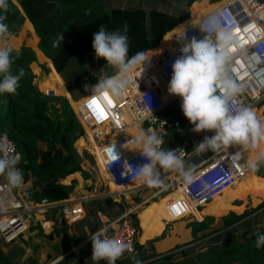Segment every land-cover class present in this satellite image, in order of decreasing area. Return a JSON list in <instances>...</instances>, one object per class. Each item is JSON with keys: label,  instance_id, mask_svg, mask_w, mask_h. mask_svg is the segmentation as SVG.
Segmentation results:
<instances>
[{"label": "trees", "instance_id": "16d2710c", "mask_svg": "<svg viewBox=\"0 0 264 264\" xmlns=\"http://www.w3.org/2000/svg\"><path fill=\"white\" fill-rule=\"evenodd\" d=\"M88 1L80 2L75 9L67 11L59 8L53 2L46 4L44 0H30L24 6L29 20L41 39L40 50L52 60L53 76L57 75L56 73L61 76L75 101L84 95V92L78 90L80 81L91 75L84 71L77 72L76 69L66 74V70L76 57L95 53L92 47L93 33L97 32L101 25L105 26L108 31L116 29L123 31L124 25L128 26V55L130 58L140 51L146 54L150 51L158 53L166 42L169 47V42L173 41L169 40L171 34L177 35L181 31L182 23L189 19V14L178 17L159 10L116 9L110 12H101V7L96 4L95 0ZM7 2V10L0 8V22L8 26L9 33H16L22 26L24 17L10 1L7 0ZM193 2L189 1L188 7H191ZM97 11L99 14L95 13ZM174 32L176 33L174 34ZM62 36L63 40L60 39ZM56 41H59L58 44H54ZM23 53L25 55L21 59L17 58L15 53H12L11 56L13 58L11 74L19 75L21 70L24 72L23 77L19 80V87L15 93H0V135L7 134L22 153L19 166L22 169L25 182L29 183V187L23 191L25 199L33 204H40L43 200L54 203L62 202L71 198L77 185L76 181L71 186H66L63 182L82 171V158L76 152L75 143L86 137V133L66 98L43 95L37 90L34 85L36 77L33 76L29 68L36 58L30 50H24ZM101 60L107 63L104 58ZM105 67L112 69L110 66ZM140 67L141 65L136 68ZM42 88L45 94H49L45 87ZM54 105L61 107L63 119H58L55 111L50 113ZM74 108L76 110L78 106L75 104ZM109 138L107 134L105 140ZM43 145L46 147L45 149H43ZM237 152L232 159L240 166H242L241 162L253 158L256 154L252 150H246L243 146ZM85 156L93 162L90 154L85 152ZM98 165L105 179L110 180L103 167V160ZM262 174L259 172V176ZM244 175L247 194L252 193L256 198L264 199V178L255 176L252 169H249V173L245 172ZM232 187L236 189V183ZM239 197L238 193L228 190L214 197L213 208L216 209L217 214H221L222 206L225 203ZM181 198L182 194L180 193L173 201ZM171 203L164 208L167 223L180 219L174 218L169 213L168 207ZM157 204L159 202L155 207ZM262 209H264V203L260 208L243 216L230 214L222 220L221 225L217 228L212 227L214 222L212 217H208L203 222L196 221L190 224L192 244L197 245L195 248L186 249L187 246L192 245L186 244L177 246L166 254H158L153 249L152 253H149L142 247L137 248L136 246V255L126 252L116 261V264H136V260H139L141 264H230V259L236 264H264V247L257 248L256 246L257 236L264 234V230H259L261 232H257L249 238L243 235L249 228L250 222H256L263 216L262 213L258 214ZM209 210L198 213L195 217L208 215ZM61 216L62 213L58 209L53 213V216L47 217V221L54 222L59 227L57 229L59 232L68 235L67 227L62 228ZM140 226L142 229L140 241L142 242L144 238L147 240V236L152 232L149 234L146 232L148 222L140 223ZM165 226L162 227L165 228ZM153 230L156 233L160 232L156 228ZM223 231L225 233L217 235ZM240 233L242 235H239V240L235 241L234 237ZM49 237L52 238V236ZM82 238L75 234L70 238L72 243L66 242L64 247L71 250L80 244ZM221 240L226 242L221 248L210 245L212 242H221ZM5 244L0 240V264H17L14 254L4 252ZM88 246L92 248V242ZM205 247H209V251L204 255L198 254L197 259L199 260L189 257L193 251ZM181 256L184 258L183 260H179ZM101 262L107 264L104 260Z\"/></svg>", "mask_w": 264, "mask_h": 264}, {"label": "built area", "instance_id": "2783aa9c", "mask_svg": "<svg viewBox=\"0 0 264 264\" xmlns=\"http://www.w3.org/2000/svg\"><path fill=\"white\" fill-rule=\"evenodd\" d=\"M216 10L227 11L232 20V29L239 40L233 59L236 68L234 75L237 82L244 87L235 98L232 111H236L240 105L252 109L264 107V0H229ZM209 14L180 32L175 38V50L165 51L155 67L151 61L141 69H134L131 83L121 97L114 98L110 95L103 98L96 97L97 104H93L92 93L76 101L77 120L83 127L89 143L94 147L96 157L102 158L105 172L123 195L149 187L142 183L139 187L129 188L140 181L132 179L131 174H125V161L134 168L147 163L135 143V137L140 131L151 128L163 139L164 143L161 146L163 149L177 150V155L183 154L186 168H192L191 180L186 181L177 171L159 169L158 166L159 185L164 180H168V183L157 188L150 197L152 201L171 191L174 180L177 179L181 185L182 198L173 201L168 209L174 218L181 217L180 219L189 214L191 206L199 209L210 203L215 196L232 187L246 171L245 167L238 165L229 154L223 156L235 145L225 146L215 152L198 153L195 146L205 136L214 133L194 132L192 129L195 126L185 116L184 119L172 117L174 108L181 107L182 103L181 97L172 95L168 91L173 74L172 65L181 55L180 49L183 43L193 37L197 39L204 37L205 34L201 32L200 26ZM47 96L56 95L47 94ZM107 134L110 138L105 140ZM173 134L179 135L181 142L167 147L168 140ZM9 140L12 141L16 152L22 155L17 144L12 139ZM109 149L113 150L112 155L116 152L119 156L116 161L111 159ZM19 164L17 167L20 168ZM157 186L152 187L156 189ZM57 208H61L70 224L82 218V214L77 215L82 209L73 208L68 203H54L48 200H43L40 204L28 202L22 187L10 189L5 176L0 175V240L4 243L12 244L29 233L35 214H50ZM131 214V211H127L115 219L99 218L102 227L115 223V227L109 228L108 235L129 242L132 245L130 251H126L129 254L134 253L137 235V229L128 221ZM52 226L49 221L41 223L42 229ZM87 243H91L90 238Z\"/></svg>", "mask_w": 264, "mask_h": 264}, {"label": "clouds", "instance_id": "9594fccd", "mask_svg": "<svg viewBox=\"0 0 264 264\" xmlns=\"http://www.w3.org/2000/svg\"><path fill=\"white\" fill-rule=\"evenodd\" d=\"M0 8L7 10V0H0ZM200 30L205 34L202 39L193 37L183 43L181 55L172 65L173 74L168 91L182 98L181 109L195 126L192 129L194 132L214 133L205 136L195 146L198 153L241 145L256 153L248 160L247 167L258 170L264 164V148L260 147L264 144V122L249 106L240 105L236 111H232V104L244 87L234 75L236 68L233 59L239 40L232 29V20L227 11L216 10L205 18ZM10 37L8 26L0 22V93H15L24 75L23 70L19 75L11 74V53L14 47ZM92 47L96 57L104 58L107 65L116 69V72L113 75H101L96 85L90 88L86 86V89L92 90L93 100L109 95L121 97L131 83L134 69L147 59L146 53L140 51L129 58L126 24L123 31H108L101 25L93 33ZM135 143L147 163L134 168L125 161V174H131L132 179L149 187L157 186L160 184L159 166V169L177 171L186 181L191 180L192 168H186L183 154L177 155V150L163 149V139L151 128L140 131L135 137ZM112 151L109 149L111 159L116 161L119 156L116 152L112 155ZM21 159L22 155L16 152L7 134L0 135V175L5 176L10 189L20 188L24 184L22 169L17 167ZM110 227H115V223L101 227L90 235L93 261L106 260L108 264H116L126 251H130L132 245L129 242L108 235ZM256 246L264 247V234L257 236ZM136 264L141 262L136 260Z\"/></svg>", "mask_w": 264, "mask_h": 264}, {"label": "rangeland", "instance_id": "374dc122", "mask_svg": "<svg viewBox=\"0 0 264 264\" xmlns=\"http://www.w3.org/2000/svg\"><path fill=\"white\" fill-rule=\"evenodd\" d=\"M188 2H189V0H176V1L146 0L144 2V4L140 3L139 5L143 4V5H146L147 7L151 6L156 10L167 11L169 13H172V15H179L182 13L183 7H185V5L188 4ZM120 3H121V0H106L105 2H102L103 5L100 6L101 12H110L112 7L121 8L122 6ZM196 4L197 3H195L193 5V7H192L193 9L195 8ZM201 8H203V9L201 10V14L199 16V19H201L204 15H206L211 10L216 9V5L215 6H209V7L208 6L205 7L204 5H202ZM126 9L131 10L130 8H126ZM95 13L99 14V11H97ZM24 21H25V19H24ZM187 22H188V20H187ZM35 33H36V31H33V28L31 29L30 25L27 23L25 24V22H23L22 26L19 28V30L16 33H10L11 34L10 39H11V42H12L13 47H14V51L12 53H15L17 58L21 59L22 56L25 55L23 53V51L24 50H30L36 58V60L30 64L29 68H30V71L32 72L33 76L36 77L34 79V85L36 86L37 90L39 92H41L42 94H45L44 90L42 88V87H45L47 90L46 92H48L49 94L53 93L56 95V97L66 98L68 100L76 118H77L78 109L75 110V108H74V106L77 102L71 96L69 97V94L67 93V90H66V86H65L61 76L56 72L55 73L57 75L53 76L54 66L52 65L51 61H48L47 59H45L46 56L44 57L42 54L39 53V49H40L39 45H40L41 39L39 38L38 35H36L37 33L36 34ZM175 33L176 32H174V34ZM171 37H172V34H171ZM167 47L168 46H167V42H166L164 44V46H162L160 51H158V53L151 52V51L149 53H147L146 54L147 59L141 64V67L139 69L143 68L147 62H151V61L153 62V67H155V65L158 63V60L162 56V54L165 51L170 50ZM12 53H11V56H12ZM94 56H93V54H91V55L86 54L83 56L76 57L75 59H73L71 61L69 67L66 70V74H68L70 71L76 69L77 72H83L84 71V72H87L91 75V76L85 78L84 80L80 81V84H83V85L85 84L84 86L82 85L80 87L85 88L84 94H86V96L93 93L91 89L87 90L86 86H89V88H90L91 86L96 85L98 83L99 77L103 74L113 75L116 72V69H114V68H112L110 70L109 68L105 67L108 65L103 60H101V58H97L96 55H94ZM49 67L51 68V73H49ZM101 69H102V71H101ZM135 69H137V68H135ZM45 95H47V94H45ZM76 105L78 106V104H76ZM54 106L56 107V108L54 107V110L62 112V110L60 109L61 107L59 105H54ZM254 109L257 111H261L262 116L264 117L263 106H261L259 108H254ZM173 112H178L180 114V116L179 117L177 116V117L180 119H184V114H183V111H182L180 106L176 110L174 108ZM178 113H176V114H178ZM187 124H189V123H187ZM42 147H43V149L46 148L44 145ZM240 147H241V145H235V146L231 147L230 149H228L226 151V153L223 154V156L225 154H229L231 157H233V155L238 153L237 150ZM261 147L264 148L263 145ZM75 149H76V152L79 154V156L82 158V162H81L82 171L78 172V173H81L83 181L81 179H78V180H80V182L78 180H76L77 185H79L81 183V185L83 187H85L87 191H89V193H85L87 199L90 200V198H92L96 201H94V203H89V202L86 203L87 206H85V209H87L86 211L89 210L88 219L86 217V219H84L82 221H79V222L74 223V224H70L69 222H67V218L63 215L62 218H65L66 223L69 225V227L66 228V230L68 231V234H72V235L77 234V235L83 237L84 233H85L86 237L90 236L93 232H95L97 229L102 227V224L99 221L100 219H98V218L106 217V218L115 219V218L122 216L126 212L125 210L131 211L132 214H131V217L128 218V221L131 223L132 226H134L137 229L135 246L133 249V251H134L133 254H135V255L137 253V251H135L136 246H137V248L142 247V249H144L145 251H147L149 253H152V249H154L156 246H158L159 248L162 249L159 254H166V253L170 252L171 250L175 249L177 246L192 244V235H190V232H192V231L189 228L190 224H192L196 221L197 222H203L208 217H212L214 220L212 227L217 228L221 225L220 223L222 222V220L224 218L228 217L230 214L243 216L248 212H251L255 209L260 208L262 206V204L264 203L263 198L258 199L255 197L254 194L252 195V193H248L249 194L248 195L247 192L245 191V189H242V192H240V191L237 192L233 189L226 188V190H224L221 194H223L229 190L231 192L238 193V196H240V197L231 200L229 203H225V205L222 206L223 210H222L221 214H217L216 209L213 208L212 201L214 199L210 203L204 205L203 207H201L199 209H197L195 206H191L189 208V213H190L189 215H187L184 218L179 219L177 221H171L169 223L166 222V226H165L164 230L162 231V233L161 232L159 234L158 233H151L147 240L144 238V240L141 242L140 238L142 236V229L140 226V220L138 219V215L144 209L143 205L146 202L150 203L149 205H151L152 203H158L162 198L169 195L172 192V190L166 194H162L159 198H156L152 201L150 200L149 196L152 193H154L157 190V188H160L162 186V184L158 185L156 187V189L153 187H147V188L142 189L138 192L132 193L131 198L128 197V199H127V193H125L126 194L125 198L127 201L126 202L127 205L125 207L126 209L124 210L125 212L121 211V210L118 211L117 206L112 205V207H109L106 204V202L109 199H112L113 203H115L116 199L120 200L119 198H117V194H122V193L119 191H116L115 188L111 185L112 183L110 181H107L105 179V177L103 176L101 169L98 165V163H101L102 158L96 157L94 147L91 146L87 137H83V138L79 139L75 143ZM85 152L90 154V156L93 158V162H92V160L88 159L85 156ZM217 160H215V161H217ZM247 162H248V160L247 161L244 160L243 162H241V165L245 167V169H246L245 172L249 173V170H248L249 168L247 167ZM260 166H259L258 170L263 173L264 168L261 167L262 168L261 169ZM258 170H254L255 176H259ZM75 176L76 175H74V177ZM244 178H245V175H243L240 178V180L242 179V181L244 182ZM72 179H73L72 177H69L68 181L66 179L67 183H69ZM73 182H75V181H73ZM138 184H142V182L136 183L135 185H133L129 188H132V187L136 188L137 186H140ZM243 186H244V184H243ZM22 191H24V186H22ZM248 196H251V197L248 199ZM86 197L83 196L82 193L81 194L78 193L76 195V197H74V198H75V200L80 201L81 199H84ZM123 200H124V198H122V201ZM163 205H164V203H162L161 205H159L158 208L155 209V210H158V212H161L160 217L163 216V213L161 211ZM92 206H93V208H92ZM136 206L137 207L139 206L140 208L136 210ZM94 207H95V210H93ZM209 209H211V210H209ZM91 210H93L94 212L90 213ZM205 210L210 211L208 215H204L201 217H195L198 213H202ZM263 211H264V209L260 210L258 212V214L263 213ZM107 214H110V215H107ZM134 215H136L137 218L136 217L133 218ZM157 217H159L158 214H157ZM43 218L44 217H42L41 219H39V218L35 219V221L33 222V225L30 229V233L33 236L27 237L26 240L22 239L18 242V244L15 245V246L20 245L22 248L28 249L29 252L31 253V254H28L29 256H31L30 258H36L37 259V256H39V258H41L40 255L41 254L46 255L47 254L46 252H52L53 254H57V252H59L60 249H64L62 242H66L67 238H68L65 236V234L60 233L59 230H57L56 227H54V225L51 228H45V229H42L43 231H41L40 230L42 228L41 223L44 221ZM262 218H264V216L260 217V219H262ZM86 220H87V223H86ZM86 225L88 227H90L89 231L86 230V228H85ZM32 228H35L37 230H34ZM62 228H65V226L62 225ZM255 228H257V229L255 230ZM259 230L263 231L264 225L258 226V223L256 221V222L250 223V226L245 231V233H243L244 231H241V232L243 233V235H245L247 238H249V237L253 236L254 234H256L257 232H261ZM86 232L89 234H87ZM140 232H141V234H140ZM223 233H225V231L220 232L217 235H220ZM242 233L235 236L234 240L238 241L239 240L238 237H239V235H242ZM49 236H53V239H51ZM222 242H223V240H221V242L215 241V242H212L210 245H215V246L221 248L226 243V242H223V243ZM196 246H197L196 244H192V245L187 246L186 249L195 248ZM5 249H6V247H5ZM84 249L86 250V248H84ZM6 250L4 252H6ZM41 250H43L44 252L40 253ZM208 251H209V247H207V248L205 247L203 249H198V250L193 251V254H191L189 257L190 258H196V260H199V259H197L198 254L204 255ZM83 255L84 254L82 253L81 255H79L80 257H78L80 260L79 264H89L87 261L82 260ZM183 259L184 258L182 256L179 257V260H183ZM200 259H201V257H200ZM76 260H78V259L77 258L74 259V261H76ZM74 261H73V264H74ZM229 263L230 264H236V263L232 262V259L229 260ZM75 264H78V263H75Z\"/></svg>", "mask_w": 264, "mask_h": 264}, {"label": "crops", "instance_id": "0c3cea01", "mask_svg": "<svg viewBox=\"0 0 264 264\" xmlns=\"http://www.w3.org/2000/svg\"><path fill=\"white\" fill-rule=\"evenodd\" d=\"M8 1H10L18 10H19V12L21 13V15L24 17V19H25V24L27 23V24H29L30 25V27H31V29L33 28V31H35V28H34V26H33V24L31 23V21L29 20V18H28V16H27V14H26V11H25V7L24 6H26V2H29L30 0H8ZM87 2L88 0H44V2L46 3V4H48V3H56L57 5H58V7L59 8H62V9H64L65 11H67L68 9H75L77 6H78V4L81 2V3H83V2ZM96 1V4H98V5H100V6H102L103 4H102V2H105L106 0H95ZM146 0H121V8H117V7H112L111 8V11L112 10H116V9H123V10H128V9H126V8H130L131 10H137V9H144V10H146V11H151V10H156V9H154L153 7H151V6H146V5H143L144 4V2H145ZM167 1H176V0H167ZM189 1H191V0H189ZM192 1H194L193 2V4H192V6L191 7H188V4L187 5H185V7H183V10H182V13L181 14H179V15H174V16H183V15H185V14H189V19H188V22L187 21H185L184 23H182V27H181V31L180 32H182L183 30H185V29H187V28H189V27H191V26H193L195 23H197V21H199L200 19H194V18H192V7H193V5L195 4V3H197L196 5H195V8H196V10H197V12L198 13H200L201 12V10L203 9V8H197V5L198 4H200V3H203V5L205 6V7H209V6H215L216 5V9H218V8H221V7H223L229 0H192ZM89 2V1H88ZM207 2V3H206ZM140 3H143V4H141V5H139ZM28 5L30 6V3H28ZM130 6V7H129ZM216 9H213V10H211L210 12H213V11H215ZM159 11H161V10H159ZM162 12H165V13H168V14H170V15H172V13H169V12H167V11H162ZM210 12H208L207 14H209ZM206 14V15H207ZM206 15H204V16H206ZM180 26V25H179ZM179 26H177V27H179ZM176 27V28H177ZM179 32V33H180ZM173 33V32H172ZM178 33V34H179ZM36 34V33H35ZM177 34V35H178ZM37 35V34H36ZM177 35H172V37H171V39L170 40H173L172 42H169V47H167V48H169L170 50H167L168 52H173L174 50H175V38L177 37ZM151 52H154V51H151ZM164 52V51H163ZM39 53L40 54H42L44 57H45V55L43 54V52L39 49ZM88 55H91V54H88ZM95 55V53L93 54V56ZM90 57V56H89ZM95 57V56H94ZM45 59H47L48 61H51V63H52V60H50V59H48L47 57L45 58ZM52 65H53V63H52ZM57 72V71H56ZM49 73H51V68L49 67ZM63 80V79H62ZM64 82V81H63ZM64 84H65V82H64ZM83 84H80L79 83V85H78V90H80V91H82V92H84L85 91V88H81L80 86H82ZM85 85V84H84ZM83 85V86H84ZM65 86H66V84H65ZM66 90H67V93L69 94V97L71 96V94L69 93V91H68V89H67V87H66ZM43 95H45V94H43ZM84 96H86V94H84L83 95V97ZM53 97H56V96H53ZM72 97V96H71ZM82 97V98H83ZM73 98V97H72ZM81 98V99H82ZM74 100V99H73ZM72 100V101H73ZM80 100V99H79ZM55 107V106H54ZM54 107H52V110L50 111V113L51 112H53V111H55V114H56V116H57V118L58 119H63V117H62V112H59V111H56V110H54ZM56 108V107H55ZM61 109V108H60ZM176 109H178V108H175V110ZM176 113H178V112H172V117H174V118H177V119H179L178 117L180 116V114L178 113V114H176ZM178 116V117H177ZM185 121H187V119L185 118ZM264 122V121H263ZM169 142H168V144H167V147H171V146H174V145H177V144H179L180 142H181V137L179 136V135H177V134H173L171 137H170V139L168 140ZM263 146H264V144H262ZM261 145V146H262ZM260 146V147H261ZM225 147V146H224ZM223 148V147H222ZM222 148H220L219 150H221ZM262 148V147H261ZM218 151V150H217ZM258 151V150H257ZM213 152V151H212ZM232 158V157H231ZM264 168V164H261V166H260V168ZM261 168V169H262ZM250 169V168H249ZM248 169V170H249ZM260 171L258 170V173H259ZM262 173V172H261ZM74 175H76L75 177H74ZM74 175H72L71 177L73 178L69 183H67V181H68V178H67V181L65 180L64 182H63V184L64 185H66V186H71L72 185V183H73V181H76V180H78V179H81L82 181H83V178H82V175H81V173H76V174H74ZM257 177H259V178H264V172H263V174H262V176H257ZM79 182H80V180H78ZM107 181H110L111 183H112V181L111 180H107ZM175 182H174V184H173V188H172V192L169 194V195H167V196H165L164 198H162L160 201H159V204H157V206L155 207V205H156V203H152L151 205H149L150 203H148V202H146L143 206H144V209L139 213V215H138V219L140 220V223H144V222H148V229H147V231L146 232H148V234H149V232H152V233H156V231L155 230H153L154 228H156V229H158L161 233H162V231L164 230V228L162 227L163 225H166V217H165V214H164V208H165V206L166 205H168V204H170L180 193H181V185H180V182L177 180V179H175L174 180ZM242 181V179L241 180H238V181H236L235 183H236V185H237V188L235 189V188H233V187H231L232 189H235V190H237V191H240V192H242V189H245L246 188V184H245V182H241ZM168 183V180H164L161 184H162V186L163 185H165V184H167ZM243 184H244V186H243ZM114 188H115V190L116 191H118V189H116V187L114 186V184L112 183L111 184ZM138 185H142V184H138ZM23 186H24V190L27 188V187H29V183H26V182H24V184H23ZM137 187H139V186H137ZM169 192V191H168ZM167 192V193H168ZM24 193V192H23ZM78 193H82L83 194V196H85L86 197V194L85 193H89V191H87L86 190V188L85 187H83L82 185H81V183L79 184V185H77V186H75V188H74V191H73V195L71 196V198L70 199H68V200H65V201H62V202H60V203H68V204H70L71 206H73V208H81L82 209V211H79L78 213H77V215L78 214H82V218H81V220H79V221H82V220H84V219H86V217H87V219H88V217H89V210L88 211H86L87 209H85V206H87L86 205V203L87 202H89V203H94V201H96V200H94V199H92V198H90V200L89 199H87V197L86 198H84V199H81L80 201H77V200H75V198L74 197H76V195L78 194ZM153 194V193H152ZM152 194L149 196V198L152 196ZM166 194V193H165ZM251 196H248V199L250 198ZM87 199V200H86ZM162 203H164V205L162 206V213H163V216H161L160 217V215H161V212H158V210H155L156 208H158L159 207V205H161ZM149 205V206H148ZM154 207V208H153ZM90 208V207H89ZM92 208H93V206H92ZM140 207L138 206V207H136V210L137 209H139ZM60 210V212L62 213V210H61V208H57V209H55L52 213H48V214H43V215H39V214H35V216H34V221H35V219H41L42 217H44L43 218V220L44 221H47V217H51V216H53V213H55V211L56 210ZM93 210H95V207H94V209ZM93 210H91L90 211V213L91 212H94ZM150 211V212H149ZM157 214L159 215V217H157ZM263 214V216H264V212L262 213ZM61 215V214H60ZM85 215V216H84ZM61 217H63V213H62V216ZM71 217V216H70ZM64 219L65 218H62V225L63 226H65V227H69V225L66 223V220H65V222H64ZM33 221V222H34ZM43 221V222H44ZM78 221V222H79ZM161 221V222H160ZM42 222V223H43ZM49 222H51V221H49ZM160 222V223H159ZM77 223V222H76ZM86 223H87V220H86ZM151 223V224H150ZM251 223V222H250ZM257 223H258V226H263L264 225V218H262V219H258L257 220ZM51 224H53L54 225V227H56V229H58L59 227L54 223V222H51ZM85 228H86V230H90V227H88L87 225L85 226ZM32 229H34V230H37V229H35V228H32ZM41 231H43L42 230V228L40 229ZM85 230V231H86ZM145 230V229H144ZM84 231V232H85ZM159 232V233H160ZM60 233H63V232H60ZM87 233V232H86ZM158 233V234H159ZM33 234V233H32ZM64 234V233H63ZM87 234H89V233H87ZM190 235H192V232H190ZM31 236H33V235H31V233H30V231H29V233H27V234H25L23 237H21V238H19L17 241H15L14 243H12V244H5L4 246H3V249H4V251L6 250V253H9V254H14L15 255V260H16V263L17 264H54V262H56V264H73V261H74V259H78V260H76V261H74V264L75 263H80V260H79V258L78 257H80L79 255H81L82 253L84 254L83 255V261H87L89 264H103L101 261H93L92 259H91V257H92V255H93V249L90 247V246H88V243H87V240L90 238V236H85V233H84V236H83V238H82V241L80 242V244L79 245H77V247H75V248H73V249H71V250H67L65 247H64V249H60L59 250V252H57V254H53L52 252H46L47 254L46 255H43V254H41L40 256H41V258H39V256H37V259L36 258H30L31 256H29L28 254H31L30 252H29V250L28 249H24V248H22L20 245H17V246H15L16 244H18V242L20 241V240H22V239H24V240H26L27 239V237H31ZM66 237H68L67 238V241L66 242H71L72 243V240L70 239V238H72L73 236H74V234L72 235V234H68V235H65ZM148 237H149V235L147 236V239H148ZM51 239H53V236H52V238ZM193 239V238H192ZM66 242H62V244H63V246L64 245H66ZM5 247H6V249H5ZM79 247V248H78ZM9 248V249H8ZM84 248H86V250L84 249ZM155 252H157L158 254L160 253V251L162 250L161 248H159L158 246H156L154 249H153ZM42 252H44L43 250H41L40 251V253H42ZM61 257H63L64 259H60Z\"/></svg>", "mask_w": 264, "mask_h": 264}, {"label": "flooded vegetation", "instance_id": "af4514ba", "mask_svg": "<svg viewBox=\"0 0 264 264\" xmlns=\"http://www.w3.org/2000/svg\"><path fill=\"white\" fill-rule=\"evenodd\" d=\"M132 193H133V192H128V193H127V199H128V197L131 198ZM125 197H126V195H123V194H117V198H119L120 200L116 199V200H115V203H113V202H112L113 200L111 199V202H112V203H111V206H109V207H112V205H115V206H117L118 211H119V210L123 211L122 208H121V206H123V207H124V210H125V209H126L125 207H126V205H127V204H126L127 201H126V198H125ZM122 198H124L123 201H122ZM106 204H107V202H106ZM125 211L127 212V210H125ZM125 211H124V212H125ZM124 212H123V213H124ZM99 213H100V212H99ZM108 213H109V212H108ZM109 215H110V214H109Z\"/></svg>", "mask_w": 264, "mask_h": 264}, {"label": "bare ground", "instance_id": "6f19581e", "mask_svg": "<svg viewBox=\"0 0 264 264\" xmlns=\"http://www.w3.org/2000/svg\"><path fill=\"white\" fill-rule=\"evenodd\" d=\"M202 5H203V3L198 4V5H197V8H201ZM200 14H201V12L198 13L197 10H196V8L192 9V18H194V19H199ZM197 22H198V21H197ZM163 39H164V38H163ZM160 45H161V43H160ZM263 108H264V107H263ZM254 111H255L257 117L263 122V121H264V117L262 116V112H261V111H257V110H255V109H254ZM228 188H231V187H228ZM175 218H181V217H175Z\"/></svg>", "mask_w": 264, "mask_h": 264}, {"label": "water", "instance_id": "95a60500", "mask_svg": "<svg viewBox=\"0 0 264 264\" xmlns=\"http://www.w3.org/2000/svg\"><path fill=\"white\" fill-rule=\"evenodd\" d=\"M53 93H51V95H52ZM107 205L108 206H111V199H109L108 201H107ZM121 208H122V210L124 211V207L123 206H121ZM136 217V215H134L133 216V218H135ZM137 218V217H136ZM64 222H65V219H64ZM126 253V252H125Z\"/></svg>", "mask_w": 264, "mask_h": 264}, {"label": "snow or ice", "instance_id": "6c2138e0", "mask_svg": "<svg viewBox=\"0 0 264 264\" xmlns=\"http://www.w3.org/2000/svg\"><path fill=\"white\" fill-rule=\"evenodd\" d=\"M93 104H97V102L95 100L92 101ZM97 107H99V105H97ZM102 111V110H101ZM103 114V112H102Z\"/></svg>", "mask_w": 264, "mask_h": 264}]
</instances>
